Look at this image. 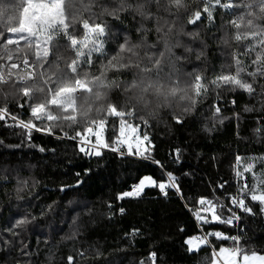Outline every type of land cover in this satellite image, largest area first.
I'll return each instance as SVG.
<instances>
[{
	"label": "snow or ice",
	"instance_id": "1",
	"mask_svg": "<svg viewBox=\"0 0 264 264\" xmlns=\"http://www.w3.org/2000/svg\"><path fill=\"white\" fill-rule=\"evenodd\" d=\"M217 9L222 10V18L225 13L232 17L222 21V28L227 24L231 29L222 39L225 44L234 40L238 51L231 54L228 65L234 66V71L216 75L211 85L258 96L264 109V83H260L264 80V0H198L195 8L190 7V0H15L10 10L0 8V93L5 99L9 95L23 98L17 107L23 108L27 103L29 119L12 115L5 106L0 108V121L10 117L15 127L26 130L29 140L33 130L71 139L79 153L89 159L102 160L107 151L121 159L147 161L157 168L160 178L144 174L130 190L118 193L117 199H139L149 188H156L167 197L172 190L192 211L177 177L152 155L154 144L141 128L149 127L147 117H155L160 110L172 109L174 105L185 113L191 112L198 99L207 95L206 77L198 71L183 70L194 51L196 60L204 56V51L194 49L180 37L195 39L199 35L198 31H186L184 20L197 27L206 21L214 27ZM103 17L121 23L131 17L137 21L139 38L132 40L125 31L122 41L115 40V49L106 50L105 45L115 34ZM149 33H154L152 41ZM68 52L72 53L70 58L65 55ZM241 56L249 57V62L245 64ZM213 107L216 114L221 113L218 103ZM138 111L143 113L138 117L142 125L130 122L137 118ZM109 118L119 125L113 136H106ZM172 118L177 124L183 123L174 111ZM76 125L80 127L72 135L64 131L65 127ZM56 129L60 130L59 135ZM254 131L259 133L261 128ZM180 153L176 148L170 154L173 163L180 162ZM242 159L240 155L235 157L236 192L227 193V182L220 183L224 201L219 196L216 201L200 197V207L192 213L203 234L186 237V251L196 254L201 246H211L210 264H264V255L244 251L239 235L205 229L217 224L231 227L241 220L242 214L264 218V168L256 170L257 163L264 164V157H250L248 163H242ZM90 171L86 168L84 174ZM245 174H251V185ZM75 175L80 177L79 172ZM82 183L77 179L75 186ZM26 187L27 181L18 182V198ZM66 187L72 185H62L60 191ZM52 209L51 204L41 206L39 216ZM119 211L124 213L125 209L121 207ZM80 212L90 213V209L84 206L77 211L73 223ZM36 219L27 214L14 218L7 229L11 239L0 236V250L7 251L9 244H18L21 254L31 256L21 233ZM179 231L184 229L180 227ZM138 233V229L133 230V235ZM210 238L231 241L232 246L221 243L217 248ZM150 255L155 261L156 253ZM8 259L11 257L0 260V264H7ZM67 260L72 264L73 257L69 255Z\"/></svg>",
	"mask_w": 264,
	"mask_h": 264
},
{
	"label": "trees",
	"instance_id": "2",
	"mask_svg": "<svg viewBox=\"0 0 264 264\" xmlns=\"http://www.w3.org/2000/svg\"><path fill=\"white\" fill-rule=\"evenodd\" d=\"M14 3L15 0H0V8L10 10ZM197 3L198 0H190V7L195 8ZM221 11L217 9L215 13L214 27L206 21L199 27L182 21L186 31H198L199 35L195 39L180 38L194 49L204 51L200 60H196L194 51L184 63L183 70L198 71L206 77L207 95L198 99L193 111L185 113L174 105L172 109L160 110L155 117H147L149 127L141 128V131L148 132L154 144L152 155L164 162L177 177L192 211L185 208V201L172 190L167 197L158 189L149 188L139 199H117L118 193L130 190L144 174L160 178L157 168L149 162L121 159L107 151L102 160L89 159L79 153L76 142L71 139L33 130L29 140L26 130L15 127L11 118L6 117L0 121V236L11 239L7 229L18 215H35L37 219L21 233L32 251L31 256L21 254L18 244H9L7 251L0 250V260L10 256L7 264H25L26 261L31 264H68L67 257L71 255L72 264H210L211 246H201L196 254H189L184 245L185 238L199 230L192 214L200 207L197 200L207 197L216 201L219 196L223 202L222 190L218 188L223 182H227V193L236 192L234 166L237 155L243 158L242 163L250 162V157H264V109L259 97H250L239 89H216L211 85L216 75L234 71V66L230 68L228 65L231 54L238 51L234 40L225 44L222 39L225 32L231 31L227 24L221 27L222 21L232 17L225 13L222 18ZM102 19L109 23L115 34L105 45L106 50L115 49V40L122 41L125 31L132 40L139 38L137 21L131 17L123 23L111 17ZM148 39L152 41L154 33H149ZM65 55L70 58L72 53ZM240 58L245 64L249 62V57ZM3 87L8 89L7 85ZM18 103H23V98L9 95L5 99L0 93V108L6 106L12 115L28 120V104L19 108ZM217 103L222 109L219 114L213 107ZM245 108L253 111H245ZM173 111L181 116L182 124L172 118ZM141 115L143 113L138 111L137 118L130 119V122L142 125L138 118ZM78 127H65L64 131L72 135ZM257 127L261 128L259 133L254 131ZM118 129V121L109 118L106 136H113ZM56 132L60 134L59 129ZM41 147L45 151L41 152ZM176 148L181 150L179 163H173L170 155ZM86 168L91 169L87 175L84 174ZM261 168L264 164L257 163L256 170ZM77 172L80 177L75 175ZM245 175L251 185V174ZM77 179L83 183L76 187ZM23 181H27V187L18 198L16 188L18 182ZM62 185L72 187L60 191ZM49 204L53 209L43 217L39 216L40 207ZM84 206L90 209V213L80 212L73 223L76 212ZM121 207L125 209L124 213L119 211ZM180 227L184 231H179ZM134 229L139 233L133 235ZM205 229L237 234L245 252L264 255V218L259 215L242 214L241 220L231 227L217 224L211 228L205 226ZM73 232L76 233L74 237ZM210 239L217 248L221 243L232 246L231 241ZM153 252L156 253L155 261L150 255Z\"/></svg>",
	"mask_w": 264,
	"mask_h": 264
},
{
	"label": "built area",
	"instance_id": "3",
	"mask_svg": "<svg viewBox=\"0 0 264 264\" xmlns=\"http://www.w3.org/2000/svg\"><path fill=\"white\" fill-rule=\"evenodd\" d=\"M201 234H203V233L201 232V230L199 228L198 232H196L194 235H201ZM235 235H237V234H235Z\"/></svg>",
	"mask_w": 264,
	"mask_h": 264
},
{
	"label": "water",
	"instance_id": "4",
	"mask_svg": "<svg viewBox=\"0 0 264 264\" xmlns=\"http://www.w3.org/2000/svg\"><path fill=\"white\" fill-rule=\"evenodd\" d=\"M77 187V186H76Z\"/></svg>",
	"mask_w": 264,
	"mask_h": 264
}]
</instances>
